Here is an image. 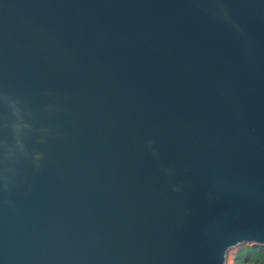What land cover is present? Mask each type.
<instances>
[{
  "label": "water",
  "instance_id": "95a60500",
  "mask_svg": "<svg viewBox=\"0 0 264 264\" xmlns=\"http://www.w3.org/2000/svg\"><path fill=\"white\" fill-rule=\"evenodd\" d=\"M264 245V0H0V264H227Z\"/></svg>",
  "mask_w": 264,
  "mask_h": 264
},
{
  "label": "trees",
  "instance_id": "16d2710c",
  "mask_svg": "<svg viewBox=\"0 0 264 264\" xmlns=\"http://www.w3.org/2000/svg\"><path fill=\"white\" fill-rule=\"evenodd\" d=\"M234 264H264V245L243 243L234 253Z\"/></svg>",
  "mask_w": 264,
  "mask_h": 264
},
{
  "label": "rangeland",
  "instance_id": "374dc122",
  "mask_svg": "<svg viewBox=\"0 0 264 264\" xmlns=\"http://www.w3.org/2000/svg\"><path fill=\"white\" fill-rule=\"evenodd\" d=\"M239 246L240 245H238V246L233 247L232 249H230V251L228 253L227 264H234V253L236 252V250L238 249Z\"/></svg>",
  "mask_w": 264,
  "mask_h": 264
}]
</instances>
